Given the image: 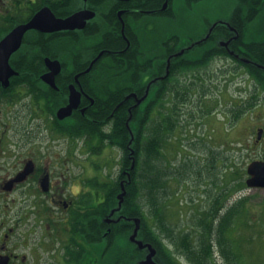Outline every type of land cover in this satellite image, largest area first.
<instances>
[{
  "label": "flooded vegetation",
  "instance_id": "flooded-vegetation-1",
  "mask_svg": "<svg viewBox=\"0 0 264 264\" xmlns=\"http://www.w3.org/2000/svg\"><path fill=\"white\" fill-rule=\"evenodd\" d=\"M177 1L185 9L177 11ZM201 1L0 0V42L42 9L58 19L71 18L67 28L27 30L10 57L16 74L7 86L0 83V264H140L152 248L156 263L194 264L162 224L159 242L149 241L143 216L132 241L136 218L112 215L109 181L103 184L94 171L77 168L80 146L92 150L99 127L107 143L116 121L128 128L134 109L153 86L161 91L167 77L176 91L187 85L194 125L207 132L218 124L212 134L196 133L215 150L199 153L203 158L198 159L210 180L200 193L211 203L190 207L182 221L186 226L175 231L196 239L201 224L225 222L232 208L238 211L228 220L242 222L249 203L252 216L246 221H264V187H249L248 167L244 170L242 159L228 160L223 151L227 132L241 124V156L252 158L249 165L264 162V8L241 7L233 0L228 19L204 14L187 23L186 8ZM165 20L175 26L163 30ZM48 58L61 64L55 86L45 78L51 72ZM231 75L242 86L237 99L228 100ZM73 87L81 102L61 119L58 111L69 104ZM103 93L110 97L107 116L98 120L91 113L99 111ZM82 122L94 128L83 133ZM214 133L223 135L217 139ZM216 140L218 150L212 146ZM189 165L194 173L195 161ZM231 165L238 182L245 176V185H235L238 192H251L244 201L223 199L222 176Z\"/></svg>",
  "mask_w": 264,
  "mask_h": 264
},
{
  "label": "trees",
  "instance_id": "trees-1",
  "mask_svg": "<svg viewBox=\"0 0 264 264\" xmlns=\"http://www.w3.org/2000/svg\"><path fill=\"white\" fill-rule=\"evenodd\" d=\"M238 4L241 7H245L247 4L249 8L254 5L258 10L264 8V0H238ZM172 97L173 99L170 100ZM108 98L110 97L106 93L98 96L100 109L97 113H91L93 117L99 120L107 116L106 106L108 104ZM118 99V96H114V105L118 103ZM169 100L172 101L171 105L168 103ZM188 100L187 85L180 87L176 91L174 88V80L169 77L167 79L165 78L162 80V90L160 91L158 87L153 86V89L146 96L140 108L134 109L133 120L129 121L130 130L124 126L123 122L119 124L116 121L114 131L109 136L110 142L107 143L105 142L106 137L102 135L101 128L99 127L98 130L96 129L97 134H99L98 144L93 145L91 151L98 154L102 153V149L108 144L119 147L123 151L119 162L120 170L118 177L117 180L111 183L112 190H110L113 194L115 209L118 207L116 197L121 192V183L125 181L127 195L124 197L121 212L131 217L143 216L142 211L144 205L141 203V199L143 195H147L146 207L149 208L153 217L160 219L162 227L168 229V231L164 229L168 234V238L178 244L189 261L194 264H216L213 260L217 258V255H220L226 259L227 264H239L240 257L233 253L232 245L226 236V231L233 223L228 218L230 215L236 214L237 209L232 208L229 213L227 211L228 218L225 222L201 224V235L199 237L196 236V239L190 236V233L180 232L178 234L173 226L161 220L162 218L158 213L160 195L167 193V182L171 178L184 179L189 174H192V171L190 173L189 169L184 166L188 158L185 160V163L181 164L182 166L177 165L172 171L166 168V164L163 167L160 164V162L166 159V154L164 153L166 143L174 137L173 134L176 128L184 120L180 116L182 115L181 111L183 113L184 109L179 104L188 103ZM167 103L169 104L168 106ZM102 105H104V110L101 109ZM82 124L83 133L91 131L90 128H94L86 122H82ZM130 131H132V134ZM197 144V141H193L192 146L197 147ZM181 146L183 147L182 144H180ZM204 146L206 147L204 153L215 151L207 143ZM132 149L135 151L133 156L135 166L133 168H131L133 158L130 157V151ZM200 156L203 157L202 155H196L197 160L200 159ZM189 158H191L190 155ZM192 158L195 159V156ZM129 179L130 182L128 183L127 181ZM144 223L148 230L147 239L155 242L154 244H156V241L159 242L158 232L151 228L147 220ZM176 233L178 236H176Z\"/></svg>",
  "mask_w": 264,
  "mask_h": 264
},
{
  "label": "rangeland",
  "instance_id": "rangeland-1",
  "mask_svg": "<svg viewBox=\"0 0 264 264\" xmlns=\"http://www.w3.org/2000/svg\"><path fill=\"white\" fill-rule=\"evenodd\" d=\"M233 2V0H203L199 3L193 4L191 8H186L184 15L185 21L189 23L191 19L193 20V18L204 14H208L210 16L218 14L228 19L230 11L234 6ZM175 5L177 11L179 9H185V7H183L184 3L180 4V2L177 1ZM163 26V30H166L168 28L174 27L175 24L173 21L165 20ZM230 77L231 78H227L228 81L226 83V97L228 100L235 98L237 99L238 91L242 86L239 84V79H233L236 78V76L231 75ZM172 99L173 97L170 100ZM170 100L168 103L171 105L172 101ZM168 103L167 106L169 105ZM179 106L184 109V112L182 113L181 111L182 115H180L184 120L181 125L176 128V131L173 134L174 137L166 143V147L164 149L166 159L160 162V164L162 167L164 164H166V168L172 171L175 166H182L181 164L185 163V160L188 158L190 161L191 159L194 160L197 166L194 170V173L189 174L187 178H171L167 182V193H162L160 195V206L158 213L163 219V222L170 224L173 226V228L186 226L182 221H184L183 219L185 216H188L190 207H209V204L211 203L205 198L206 194L204 192L201 191L200 193V190L205 188L204 186L210 185V180L208 181L207 174L201 171L200 164L202 162L197 160L196 157V155H199L200 152L204 153L206 148L204 146L206 144L205 141L198 140L196 133L199 131L201 134L206 133V135H209L212 134L213 127H218L217 123H210L211 126L208 127L209 130L205 132L204 127L200 128L198 125H194L193 122H191L189 102L185 104H179ZM217 133H214V136L216 138L218 137L217 139H219V136H222L223 134L218 135ZM242 137L243 131L241 130V124H239L232 132H227V136L225 137V149L223 151L230 158L228 160H232V162L242 159V165L244 170H246L252 158L249 156H241L243 155V146L240 145ZM192 139H194L195 142H198L197 147H193L194 145L192 146ZM222 143L223 142H221V144ZM180 144H182L184 148L182 146L180 147ZM219 145V142L216 140L212 146H215L217 148L216 150H218ZM107 146L102 149V153L91 156L92 151L89 150V146L81 145V149L77 158L80 159L82 166L77 168L94 171V173L101 177V179L99 178L101 183L104 184L109 181L108 184L111 185L114 180H117L120 170L119 162L123 155V151L116 146ZM179 149H181V151H179ZM189 155L191 158H189ZM193 156H195V159L192 158ZM200 158L203 157L200 156ZM188 160L184 166L187 167L191 173V167L189 165L190 161L188 163ZM231 166L232 167H227L228 169L225 172V175L222 176L221 188L223 199L225 201L231 199L234 202L241 200L244 201L246 198L250 197L251 192L247 191L243 194L238 192L235 185H241V183L245 185V176H243L242 181L238 182L237 178L240 176L235 174V169H232L234 166ZM146 201L147 195H143V198L141 199V203L144 205V209L142 211L143 217L145 221L147 220L150 223L151 228L158 232L160 219L152 216L151 211L148 207H146ZM115 207L116 206L114 205L113 210ZM249 208H251L250 203L245 206L243 216H246V219L243 218L244 220L242 219V222L236 221L232 223L231 221L232 224L226 231V236L232 245L233 253L240 257L239 264H264V221H259L257 224H252L250 221H246L249 220L250 216H252V210ZM119 210L120 211H114L112 214L117 219L126 215L125 213L121 212V208ZM260 214L264 216V209ZM217 259L218 261L216 264H223L222 256L217 255Z\"/></svg>",
  "mask_w": 264,
  "mask_h": 264
},
{
  "label": "water",
  "instance_id": "water-1",
  "mask_svg": "<svg viewBox=\"0 0 264 264\" xmlns=\"http://www.w3.org/2000/svg\"><path fill=\"white\" fill-rule=\"evenodd\" d=\"M166 6L167 3H165L164 9H166ZM70 21L71 18L58 19L53 14L51 15L48 9H42L30 21L18 25L12 32L7 34L4 39L0 42V83L2 82L4 85L7 86L9 84L11 76L16 74V71L10 64V57L12 53L19 49L22 37L27 30L31 28H39L43 31H52L54 29L67 28L70 27ZM47 64L51 68V72L48 73L45 78L49 83L55 86V75L61 70V64L59 63V61H53L49 58L47 59ZM80 102L81 93L73 87L71 89L69 104L59 109L58 116L61 119L70 116L73 110L78 108ZM134 153L135 151L132 149L130 151V157L133 158V164L131 168L135 166V160L133 157ZM248 173L250 175L249 179L247 180L248 186L264 187V162H252L248 166ZM20 177H24V175H21ZM127 182L129 183L130 179ZM125 183V181L121 183V192L118 195L119 204L118 207L114 209V211L119 210L124 202V196L127 193ZM43 184H48V181H44ZM140 220L141 219L139 217L135 219L136 227L133 231V234L131 235L132 241H136V237L140 228ZM137 242L139 246H144L141 241ZM147 246L152 248L151 244H148ZM155 252L156 249L152 248L151 254L147 257L146 260L142 261L140 264H159L156 263L153 259Z\"/></svg>",
  "mask_w": 264,
  "mask_h": 264
},
{
  "label": "clouds",
  "instance_id": "clouds-1",
  "mask_svg": "<svg viewBox=\"0 0 264 264\" xmlns=\"http://www.w3.org/2000/svg\"><path fill=\"white\" fill-rule=\"evenodd\" d=\"M74 192H79V188L74 189Z\"/></svg>",
  "mask_w": 264,
  "mask_h": 264
}]
</instances>
